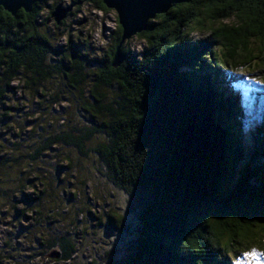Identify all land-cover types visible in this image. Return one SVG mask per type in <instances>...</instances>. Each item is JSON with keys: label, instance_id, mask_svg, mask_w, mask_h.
I'll return each instance as SVG.
<instances>
[{"label": "trees", "instance_id": "obj_1", "mask_svg": "<svg viewBox=\"0 0 264 264\" xmlns=\"http://www.w3.org/2000/svg\"><path fill=\"white\" fill-rule=\"evenodd\" d=\"M45 1L36 0L30 13L14 18L0 9V106L14 82L37 94L34 87L55 78L63 90L53 99L70 97L69 112L79 113L84 124L42 130L48 137L30 153L14 155L23 146L17 141L10 156L0 150V197L12 190L4 187L12 174L17 193L42 186L37 177L28 182V167L62 146L78 156L77 169L87 167L92 178L123 196L125 213L138 225L128 243L81 264H248L244 255L254 244L264 251V125L253 134V149H245V113L236 99L244 77L264 83V0L175 6L136 36L144 43L138 55L127 41L121 46L123 61L116 68L117 20L102 56L92 53L88 37L76 44L68 37L55 46L58 40L52 43L38 22ZM72 3L109 12L102 0ZM189 33L206 36L191 41ZM51 108L42 110L45 119L54 116ZM68 158L63 161L70 173L75 164ZM49 183L33 201L39 217L33 228L42 226L45 187L46 203L57 207ZM108 218L112 223L117 217ZM39 240L42 251L59 255L55 261L80 264L77 243L67 235Z\"/></svg>", "mask_w": 264, "mask_h": 264}, {"label": "rangeland", "instance_id": "obj_2", "mask_svg": "<svg viewBox=\"0 0 264 264\" xmlns=\"http://www.w3.org/2000/svg\"><path fill=\"white\" fill-rule=\"evenodd\" d=\"M53 5L72 6L70 13H73V16H68L63 26H56L51 18L46 23L44 21L50 17V8ZM116 20L115 12L110 10L108 13L99 12L90 4L75 5L72 0H46L38 22L42 25L41 30L49 35L52 43L58 40L55 46H63L68 37H71L75 44L88 37L92 53L94 50L97 51L94 53L99 57L109 48V39L116 27ZM153 21L154 19L150 22ZM185 25L183 31L188 33V24L185 23ZM205 36V33L197 35L189 33L187 39L198 41ZM127 42L132 54L138 55L143 50L144 43L136 36ZM60 84L55 78L51 82L40 84L33 88L37 94H34L33 90H24L22 81L11 85L14 91L9 92L4 106H0L2 122L0 150L2 152L10 156L12 153L10 146L17 141L23 146L20 150L13 152L14 155L30 153L38 141L48 137L42 130L50 133L53 130H59L60 126L63 130L67 126H73V123L84 124L82 122L84 119L78 116L79 113L75 115L74 112H69L70 97L59 94L58 100L53 99L55 92L63 90ZM242 87L244 90H241ZM238 88L236 99L245 113L244 146L245 149H253V134L264 125V83L260 82L259 78L252 83L244 77L242 83H238ZM41 94L42 97H40ZM72 95L71 93V97ZM39 104H42V110L51 106L54 116L45 119L41 115L42 110H38ZM249 153L250 151L247 150L246 156ZM65 157H69L70 162L75 164L74 169L72 168L73 173L72 171L69 173L64 168L66 167L63 161ZM77 159L78 156L70 148L55 146L51 151L45 152L39 162L28 167L29 176L32 179L28 182L32 183L37 177L42 181V186L36 184L32 187L33 189L27 186L17 193V190L13 189L15 187L19 189L15 179L16 174H12L7 180L4 187L12 190H7V198L0 197V264H70L55 261L49 257V251L40 249L39 243L42 240L39 239H45L49 234L55 237L67 235L77 243L80 264L85 263L84 259L88 258L97 260L114 246L122 247L123 244L128 243L138 225L133 215L125 213V199L105 182L92 178L91 170L89 171L87 167L77 169ZM44 181L50 182V188L53 189L54 194H57V207L51 208L50 204L46 203L47 188L45 187L42 199L45 209L38 213L42 226L33 228V219L39 218L32 210L33 201L45 186ZM59 181H63V184L60 185ZM50 209H54V212H49ZM55 210H58L57 213ZM22 213L24 215L20 217ZM108 215L117 218L109 223ZM49 216L56 217L45 223ZM225 239L223 238L221 242ZM262 239L264 240V236ZM250 249L244 255V260L247 259L248 264H264L262 246L254 244ZM41 252L44 255L40 257L39 254L35 255Z\"/></svg>", "mask_w": 264, "mask_h": 264}, {"label": "water", "instance_id": "obj_3", "mask_svg": "<svg viewBox=\"0 0 264 264\" xmlns=\"http://www.w3.org/2000/svg\"><path fill=\"white\" fill-rule=\"evenodd\" d=\"M193 0H102L104 7L115 12L117 22L121 28L119 46L114 53L111 66L116 68L123 61L120 52L121 46L130 38L137 36L147 30L148 23L156 16L166 15L178 5H187ZM36 0H0V9L9 14L12 18L23 11L30 13ZM72 6L63 7L57 5L53 8L50 18L56 26H60L71 12ZM52 259H59L57 253L49 256Z\"/></svg>", "mask_w": 264, "mask_h": 264}, {"label": "flooded vegetation", "instance_id": "obj_4", "mask_svg": "<svg viewBox=\"0 0 264 264\" xmlns=\"http://www.w3.org/2000/svg\"><path fill=\"white\" fill-rule=\"evenodd\" d=\"M177 18V17H176ZM174 21V20H173ZM175 21H176V19H175ZM174 23V22H173ZM172 27H174V24H173V26Z\"/></svg>", "mask_w": 264, "mask_h": 264}, {"label": "bare ground", "instance_id": "obj_5", "mask_svg": "<svg viewBox=\"0 0 264 264\" xmlns=\"http://www.w3.org/2000/svg\"><path fill=\"white\" fill-rule=\"evenodd\" d=\"M167 15V14H166ZM161 16V15H160ZM157 17V16H156ZM155 19V18H154ZM152 21V20H151Z\"/></svg>", "mask_w": 264, "mask_h": 264}]
</instances>
